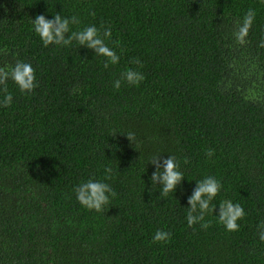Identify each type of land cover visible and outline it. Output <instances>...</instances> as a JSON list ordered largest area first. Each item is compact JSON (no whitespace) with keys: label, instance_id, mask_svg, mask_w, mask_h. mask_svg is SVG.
<instances>
[{"label":"trees","instance_id":"obj_1","mask_svg":"<svg viewBox=\"0 0 264 264\" xmlns=\"http://www.w3.org/2000/svg\"><path fill=\"white\" fill-rule=\"evenodd\" d=\"M56 13L78 17L70 31L110 26L119 63L105 69L75 41L43 47L32 20ZM262 36L264 0H0V68L30 63L39 85L21 94L9 79L0 107V264H264ZM129 68L143 82L114 89ZM154 156H175L184 174L167 197L150 181ZM207 176L222 184L211 226L188 227L187 199ZM89 179L117 193L101 213L73 192ZM224 200L245 210L239 231L218 222ZM157 230L171 239L153 243Z\"/></svg>","mask_w":264,"mask_h":264},{"label":"clouds","instance_id":"obj_2","mask_svg":"<svg viewBox=\"0 0 264 264\" xmlns=\"http://www.w3.org/2000/svg\"><path fill=\"white\" fill-rule=\"evenodd\" d=\"M94 15V13H91ZM256 17V11L249 9L239 26L237 27L234 37L240 45L247 43L246 38L253 25ZM33 21L34 33L39 37L43 47L50 45L68 47L75 41L80 47L92 50L95 55L105 58L104 68L119 63L120 57L113 48H110L106 40L111 39V27L104 28L103 32L94 25L86 26L80 31H70V25H78L80 23L78 17H62L60 13L53 15L52 19H46L44 15H37ZM70 35L65 38V34ZM117 46L119 42H116ZM259 48L264 49V36L261 37ZM140 65L138 58L130 61ZM142 66V65H141ZM9 79L13 82L21 94H30L38 84L36 82L35 70L30 63L17 61L11 70L0 68V107H10L13 101V95L8 90ZM145 79L142 72L126 69L119 79L113 81V87L116 90L121 88L122 83L129 86H139ZM129 143H135V134L129 132L125 135ZM206 157L211 158L214 155L213 149H207ZM160 156H154L150 163L155 171L150 177L151 184L159 185L160 196L167 197L169 193H174L176 188L184 180V174L179 170L177 158L175 156H167L166 159H159ZM187 161L185 160V163ZM104 179L111 178V168H105ZM222 184L212 176H207L195 182V188L187 199V215L186 221L188 227L199 224L201 229L207 230L211 224L205 221V216L209 213L213 214L216 205L212 203L215 197L220 193ZM77 202L89 211L101 213L105 206L110 203V197L115 198L117 193L108 183L99 180L89 179L82 182L73 189ZM246 215L244 208L230 200H224L219 203V211L216 217L218 222L224 226L228 232L239 231V220ZM257 234L259 241L264 243V222L257 225ZM171 239V233L157 230L153 236V243H166Z\"/></svg>","mask_w":264,"mask_h":264}]
</instances>
